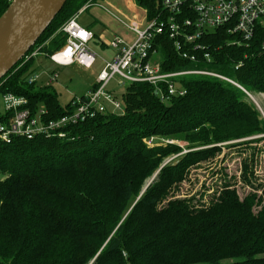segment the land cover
Listing matches in <instances>:
<instances>
[{"label":"trees","instance_id":"16d2710c","mask_svg":"<svg viewBox=\"0 0 264 264\" xmlns=\"http://www.w3.org/2000/svg\"><path fill=\"white\" fill-rule=\"evenodd\" d=\"M88 1L68 0L29 52ZM137 2L148 20L164 15L161 0ZM8 6L0 0V15ZM232 38L222 29L206 33L199 40L206 50L196 61L179 54L169 33L155 39L164 71L206 69L232 81L183 75L177 80L186 93L168 101L153 84L131 82L119 97L123 111L69 125L66 138L55 131L0 139V264H264V220L246 233L241 222H231L236 192L228 181L209 204L165 201L191 167L222 151L218 143L264 134V118L250 97L264 93V24L248 43L230 44ZM34 59L22 64L23 58L0 81V93L24 96L34 112L45 109L44 121L58 119L73 109L72 99L62 104L52 84L28 83ZM151 137L188 141V151L160 169L166 156L183 148L149 146ZM253 161L254 153L244 158L242 179L259 189L249 175ZM256 198L246 196L248 208L261 206Z\"/></svg>","mask_w":264,"mask_h":264},{"label":"built area","instance_id":"2783aa9c","mask_svg":"<svg viewBox=\"0 0 264 264\" xmlns=\"http://www.w3.org/2000/svg\"><path fill=\"white\" fill-rule=\"evenodd\" d=\"M8 1L10 3L13 0ZM161 2L165 10L164 17L161 15L153 20L147 19V23L140 25L124 22L133 32L135 36L133 40L127 41L117 35L107 42V45L115 50V56L111 60L104 59V66L86 94L72 98L73 109L69 113L58 119L44 121L45 109L41 108L34 112L28 107V99L24 96L14 93L2 94L0 138L10 143L17 136L32 139L40 133L53 135L55 131L59 137L66 138L67 126L85 122L108 110L112 112L121 110L122 101L115 96L113 88L125 87L131 82L153 84L161 100L168 101L173 96L186 93V89L177 80L183 75L200 74L232 81L224 75L206 69L164 71L161 54L155 48V39L158 34L169 33V37L174 40L176 48L180 51L179 54L192 61L197 60L198 51L206 50V45L199 40L206 33L217 29L233 35L230 44L248 43L254 36L257 24H264V0H161ZM94 4L105 9L99 2H87L49 39L27 53L22 64L43 54L60 66L77 64L92 70L99 57L91 45L96 34L92 29L82 26L78 22V17ZM58 38H62L63 43L56 46L52 52L46 50L50 43ZM157 54H160L158 58ZM204 57L210 58V54L205 52ZM55 78L56 74H52L46 83H52ZM38 79L39 74L34 73L28 78V83L37 82ZM154 138L151 137L149 143L154 142Z\"/></svg>","mask_w":264,"mask_h":264},{"label":"rangeland","instance_id":"374dc122","mask_svg":"<svg viewBox=\"0 0 264 264\" xmlns=\"http://www.w3.org/2000/svg\"><path fill=\"white\" fill-rule=\"evenodd\" d=\"M90 1L95 3L97 0ZM130 1L131 0H126V3ZM105 9L110 13L108 8L105 7ZM112 12L115 14V16H112L108 13L109 16L115 17V19L118 20L122 25H125L124 22L129 24L135 23L137 25H140L142 22L147 23V15L145 14L146 11L143 8L134 12V17L131 21L128 18H125L124 14H119L118 12L114 11ZM130 12L131 9H129V13ZM88 15L89 13L86 12L80 16L79 23L81 25H86L85 21L87 18L90 19ZM53 44L50 43V46L53 47ZM109 51L110 52H105L96 48V52L99 54V57L92 70H87L77 64L59 66L55 64L49 57L40 54L34 59L35 61L33 65L35 73L39 74L37 85L41 86L45 84L51 78L52 74H56L55 80H53L50 84H52L53 88H55L58 92L62 104L69 102L75 96H82L92 88L97 74L104 66V61L101 56H105L104 58L109 57L111 55V50ZM159 56L160 54H157L156 58ZM107 60H111V58H107ZM45 85L48 84L46 83ZM113 89L115 90V94L118 96V98L125 90L124 87L121 86H115ZM250 93V97L261 111L262 118H264V93L256 91ZM109 108H111L110 105ZM123 108L124 107H122L121 110H118V112L123 111ZM0 110H3L2 93H0ZM263 136L264 134L254 135L251 137H245L243 139L218 143L217 145H222V151L217 153L214 158L202 160L191 167L187 179L184 182L176 183L174 188L171 187L165 201L175 198H192L193 202L197 205H199V203L209 204L211 195L214 193L220 194V192H223V184L228 181L230 184H232L230 188L234 189L236 192L235 201L233 204H231L229 211L231 222H241L244 227L243 233L247 232V226L248 232L251 230L253 225L258 227L261 224V221L264 220V212L261 213V209L264 206V139L256 141V138ZM243 141L252 142L247 145L242 143L237 146H227L228 144L239 143ZM167 142L178 144L182 146L183 150L180 153L166 156L161 162L160 169L169 162L175 160L177 161L179 155L188 151L186 147L189 145V142L175 138L158 137L157 139L155 137L154 142L149 143V146H154L156 144H166ZM253 153L254 161L253 165L251 166L253 173L249 175L254 185H262V187L259 189L253 188L248 183H245L242 179L244 158H250L251 154ZM157 173L158 172L152 176H149L146 179V184L151 182ZM3 177L4 176L0 174V179ZM252 194L257 196L256 203H262L261 206H253L248 208L249 206L245 202V198L247 195ZM259 198H262V201L259 202ZM260 213L263 215H260Z\"/></svg>","mask_w":264,"mask_h":264},{"label":"water","instance_id":"95a60500","mask_svg":"<svg viewBox=\"0 0 264 264\" xmlns=\"http://www.w3.org/2000/svg\"><path fill=\"white\" fill-rule=\"evenodd\" d=\"M67 1L13 0L9 3L0 15V81L30 51Z\"/></svg>","mask_w":264,"mask_h":264},{"label":"crops","instance_id":"0c3cea01","mask_svg":"<svg viewBox=\"0 0 264 264\" xmlns=\"http://www.w3.org/2000/svg\"><path fill=\"white\" fill-rule=\"evenodd\" d=\"M95 2H99L100 4L104 5L106 8H108V10H110V13L106 11V9L104 10V8L100 7L99 5L94 4L79 15L78 22L81 15L86 12L89 13L88 16L90 17V19L87 18V20L85 21L86 25L84 27L92 29L96 34L95 40L92 41L91 45L93 46L95 51L96 48L105 52H110L109 50H111V55L109 57L104 58L105 56H101L103 61L104 59L107 60V58L113 59V57L115 56V50L111 49L107 45V42L117 35L121 36L127 41L133 40L135 36L131 30H129L125 25H122L118 20L115 19V17H110L109 14L115 16L112 11L118 12L119 14H124L125 18H128L131 21L133 20L134 12H136L138 9H142L143 7L138 4L137 0H131L127 3L126 0H97ZM129 9H131L130 13ZM144 10L146 11V9ZM53 43L55 42H52L51 44ZM53 45V47L49 45L48 49L53 50L56 47L55 44Z\"/></svg>","mask_w":264,"mask_h":264}]
</instances>
